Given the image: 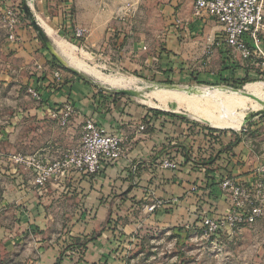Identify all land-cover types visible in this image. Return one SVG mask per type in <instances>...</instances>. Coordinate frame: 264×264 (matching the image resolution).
I'll list each match as a JSON object with an SVG mask.
<instances>
[{
  "label": "crops",
  "instance_id": "obj_1",
  "mask_svg": "<svg viewBox=\"0 0 264 264\" xmlns=\"http://www.w3.org/2000/svg\"><path fill=\"white\" fill-rule=\"evenodd\" d=\"M180 1L169 2L171 7L167 13L171 15L172 11L175 12L169 20L165 54L159 59L161 71L165 73L175 66L180 70L182 63L202 57L211 45L207 57L212 58L213 62L219 61L218 70L222 76L235 82L245 78H264V26L257 51L245 59L237 50L222 42V27L214 18L206 16L197 19L192 13L191 0L184 5H179ZM109 3V0L58 1L54 10L59 14L53 19L71 34L77 27L84 28L85 47L104 50L109 13L122 6ZM46 9L42 8L40 13L43 14ZM70 9L74 10L72 15ZM36 33L39 34L38 30L35 33L28 29L20 30L17 35L19 40L8 41L5 47L6 51L12 50L14 55L19 56L21 63L34 69V72H30L32 77L29 84L40 94L41 103L35 101L39 109L27 110L25 115H35L37 118L46 115L51 119L49 110L69 102L75 109L69 121L74 125L70 127L73 132L81 133L83 121L92 118L109 132L122 136L125 141L123 157L104 161L98 174L82 176L72 172L50 180L43 188L34 186L30 171L20 166L23 168L22 172L19 170L22 173L20 176L25 183L17 185V220L11 228L15 227L14 231L20 232L24 239L28 233L33 239L35 237V264H126L123 250L130 241L126 234L144 222L141 213H138L141 204H144L142 202L146 204L151 200L152 205L155 199H163L171 204L177 201L178 206L156 207L150 216L151 222L159 217L170 220L172 215L163 214L165 208H176L173 214L192 213L199 206L202 208L204 192L197 186L206 181L216 183L220 172H228L230 178L243 185H253L255 169L264 159V146L261 147V154H258L251 144H245L242 134L233 135L240 138L239 145L244 144L245 148L241 146L244 159L238 162L236 148V155L229 158L227 172L221 169L216 174H206L198 165L201 156L196 153L198 142H204L201 129H189L185 121L177 118L181 116L157 113L155 109L139 106L135 100L117 90H103V83L89 80L81 70L63 64L54 65L36 45ZM52 45H55V41ZM118 45L122 49L123 45ZM145 49V46L132 41L130 46L123 47L121 54L130 56L129 64L137 67L140 54ZM151 59L155 57L147 54L145 65L149 66ZM56 72L58 77L55 76ZM226 138L232 140L230 136ZM215 139L220 140L218 136ZM47 148L39 146L31 153H39L49 160L57 158ZM223 156H220L221 159ZM164 157L178 161L174 170L159 166ZM193 185L197 189L191 192ZM214 191L210 198L211 208L207 204L206 210L211 211L216 205L219 210L226 209L225 196L220 190Z\"/></svg>",
  "mask_w": 264,
  "mask_h": 264
},
{
  "label": "rangeland",
  "instance_id": "obj_2",
  "mask_svg": "<svg viewBox=\"0 0 264 264\" xmlns=\"http://www.w3.org/2000/svg\"><path fill=\"white\" fill-rule=\"evenodd\" d=\"M58 1L65 0H32V3H29L28 0H0V154L4 155V159L0 156V264H35L37 253L35 237L33 239V236L28 233L24 239L20 236V232L14 231L15 227L11 228L17 220V197L15 195L17 185L24 184L25 179L20 176L22 174L20 171L22 172L23 168L19 166L16 169L17 166L10 164L6 156L12 152L28 154L39 146L44 148L48 146L46 150L59 157L62 152L78 143L81 138V133L76 134V131L73 132L70 128L74 125L68 122L65 126H61L49 115V111L48 115L51 119H48L46 115L40 118L35 115H25L27 110L39 109L29 92L31 89L29 83L32 77L30 72H34V69L23 62L21 63L20 57L14 55L12 50L6 51L5 47L8 41L19 40L17 35L20 30L28 29L31 32H36L31 23L32 18L38 21L37 17H39L53 28V34L48 36L45 31L43 38L36 33L38 36L36 45L42 49L43 54H46L54 65L59 66L61 63L51 55L45 41L54 44L55 39L62 38L77 47L74 52L76 58L93 67L102 75H112L118 78L131 77L136 81L139 79L137 81L138 88L122 89H139L142 93H148L150 92L148 86L159 84L163 88H168L169 85H201L226 86L242 90L243 86L249 82L264 83V78L249 79V81L240 84L222 76L223 74H220L218 70L219 61L213 62L212 58L208 59L207 56L210 54H207V50L202 57L182 63L183 67L180 70L175 69L176 66L173 67L175 70L170 67L169 75L164 77L159 59L162 58L161 55L165 54L169 20L175 12V10L172 11L171 15L167 13L171 7L170 0H109V5L119 4L122 6L109 13L107 45L104 50L86 48L84 38L76 40L70 31L67 32L66 29L60 27L58 21L53 19L59 14L54 10ZM187 1L190 0H181L179 5H184ZM42 8H47L43 14L40 13ZM7 9L13 10L16 17L13 27L5 15ZM69 12L72 15L74 10L70 9ZM39 28L45 30L42 25H39ZM10 34H13L14 37L10 38ZM132 41L139 43L141 47L142 45L146 47L144 53L140 54L137 67L129 64L131 63L130 56L121 54L123 47L130 46ZM118 44L123 45L122 49ZM147 54L155 57V59H151L149 66L144 63ZM76 69L81 70V73L86 75L89 80H95L97 84L102 83L85 70ZM231 85H236V87ZM103 88L109 92L121 90L108 85ZM212 93L211 91L209 95L200 98L208 100L212 97L211 102H206L211 104L208 105V108L215 109L214 111L219 113L224 107L223 102L212 96ZM142 95H128L127 97L135 100L134 102L139 106L155 109L165 114H173V116H181L177 118L185 121L189 129L194 127L204 132V142H198L196 153L201 156L198 165L205 170L206 174H216L221 169L227 172L229 158L236 155L234 153L236 148L239 154L238 162L241 161V158L244 159L242 157L244 144L239 145L240 138L233 137V135L242 134L245 144H251L252 149L255 148L258 154L264 150L261 149L264 146V114L252 116L251 119L242 122L237 129L217 128L211 126L206 120L204 121L205 118L200 114L194 116L187 107L186 98L171 99L169 108L163 109L147 104ZM152 100L158 102L155 98ZM247 105V109L244 110L237 108L232 112L233 115L237 118V115L242 113L250 117L263 110L254 109V103L250 100ZM175 106L177 107L175 108ZM243 127L247 128L245 132L242 131ZM209 128L215 129L217 133H209ZM207 135L213 137L207 138L205 137ZM217 136L220 138L219 141L215 139ZM227 136H230L232 140L228 141ZM197 141H199L198 138ZM254 145L257 147H253ZM221 155H224L222 159ZM191 157L192 155L189 158ZM227 173L220 172L216 183L206 181L197 186L204 192L203 207L199 206L192 213L186 211L181 214H173L176 208H165L163 214L172 215L171 219L165 220L163 217H159L155 222H151L150 216L155 211L149 209L151 200L146 203L147 205L142 202L144 204H141V210H138V213H141L144 222L140 223L141 225L137 229L126 234L130 239L123 250L126 264H264V192L259 197L251 196L244 200V210L248 208L249 204L259 203L261 205L262 215L252 224H242L235 228L225 227L216 235L208 234L201 224V217L211 213L206 210V205H210V198L212 194H215V189L218 192L220 190V193L225 196L226 209L230 210L232 198L220 185L223 178L229 177ZM254 183L255 180H253L252 186H248L250 191H252ZM197 187L193 185L190 191L196 190ZM252 192L254 193V191ZM157 200L160 201L158 207L178 206L177 201L171 204L170 202L166 203L163 199H155V201ZM9 228H11L10 231ZM13 232L15 233L13 234Z\"/></svg>",
  "mask_w": 264,
  "mask_h": 264
},
{
  "label": "built area",
  "instance_id": "obj_3",
  "mask_svg": "<svg viewBox=\"0 0 264 264\" xmlns=\"http://www.w3.org/2000/svg\"><path fill=\"white\" fill-rule=\"evenodd\" d=\"M192 13L197 19L210 16L222 27V42L237 50L243 58H249L257 51L261 44L262 28L264 26V0H191ZM10 25L14 26V12L7 9L5 12ZM85 29L77 27L73 30V37L81 39L85 36ZM10 34V38H13ZM210 46L207 54H210ZM55 76H59L58 72ZM35 101L41 103L37 90H29ZM49 115L58 124L65 126L75 113L69 102H64L51 110ZM264 128V122H263ZM143 126H140V130ZM247 128L243 127L242 131ZM122 136L109 132L92 118H86L82 124L80 141L71 146L62 154L52 160L43 158L39 153H12L6 156L12 164L22 166L30 171L34 186L43 188L50 180H54L70 173L78 175H96L104 161H115L123 157ZM4 159V155L0 154ZM159 166L162 169L174 170L176 162L164 157ZM255 183L252 191L233 178H223L220 183L223 190L232 198L230 210L223 216L205 214L201 217V224L210 235H216L220 230L235 228L242 224H252L262 215L259 203L249 204L244 210V200L249 197H259L264 192V159L255 169ZM259 200V199H258ZM160 201H155L149 209L152 211Z\"/></svg>",
  "mask_w": 264,
  "mask_h": 264
},
{
  "label": "bare ground",
  "instance_id": "obj_4",
  "mask_svg": "<svg viewBox=\"0 0 264 264\" xmlns=\"http://www.w3.org/2000/svg\"><path fill=\"white\" fill-rule=\"evenodd\" d=\"M29 3H32V0H28ZM40 25L44 27L46 32L51 35L53 34V29L48 26L41 18L37 17ZM52 52L58 57L60 62L68 66L72 69H82L91 74L94 79L99 80L105 85L115 88H138L137 81L139 79L126 77V78H118L117 76H105L98 72L93 67H90L82 60L75 57L74 52L77 47L69 44L62 38L55 39V45H49ZM76 67V68H74ZM77 70V69H76ZM95 81V80H94ZM102 85V84H101ZM151 85V84H150ZM150 92L142 93L139 89H134V95H142L144 102L147 104H151L153 106L168 109L169 102L171 99H182L186 98L188 102V109L194 114V116H199V114L205 118L211 126L217 128H233L237 129L245 121V115L242 113L237 115V118L233 115L237 108L247 109L248 101H252L254 103V109H264V83L260 81L249 82L243 86V89H234L226 86H181V85H169L168 88H163L162 85L152 84L148 86ZM148 89V90H149ZM213 92L212 96H215L221 99L224 107H222L221 111L217 113L212 108H208L206 102L212 101L211 99L205 100L200 97L207 96ZM215 91H217L215 93ZM147 92V91H146ZM191 95L197 97H190ZM199 96V98H198ZM152 98H155L158 102H154ZM208 98V97H207ZM214 100V99H213ZM174 101V100H173ZM178 102V101H176ZM175 102V104H177ZM213 103V102H212ZM215 103V102H214ZM207 104V105H206ZM217 104V103H216ZM219 104V103H218ZM214 106V105H213ZM177 106H175L176 108ZM216 107V106H215ZM214 107V108H215ZM217 108V107H216ZM219 108V107H218ZM197 118V117H196ZM202 118V119H203Z\"/></svg>",
  "mask_w": 264,
  "mask_h": 264
},
{
  "label": "water",
  "instance_id": "obj_5",
  "mask_svg": "<svg viewBox=\"0 0 264 264\" xmlns=\"http://www.w3.org/2000/svg\"><path fill=\"white\" fill-rule=\"evenodd\" d=\"M31 23L33 24V26L36 28V30H38V33H39V35L43 38V33L45 32V30H41V28H39V22L37 21V19H35V18H32L31 19ZM41 26V25H40ZM46 33V32H45ZM45 45H46V47L50 50V52H51V54L60 62V60L58 59V57L52 52V50H51V48H50V46L49 45H52V43L51 42H49V41H45ZM61 63V62H60ZM62 64V63H61ZM120 93H122V94H126V95H134V91L133 90H127V89H121L120 91H119ZM134 96H136V95H134ZM261 114H264V109L263 110H261V111H259V112H256L255 114H252L250 117L249 116H246L245 117V121H247L248 119H251V117L252 116H254V115H261Z\"/></svg>",
  "mask_w": 264,
  "mask_h": 264
},
{
  "label": "trees",
  "instance_id": "obj_6",
  "mask_svg": "<svg viewBox=\"0 0 264 264\" xmlns=\"http://www.w3.org/2000/svg\"><path fill=\"white\" fill-rule=\"evenodd\" d=\"M63 68V66H61ZM166 73V74H165ZM164 73V77L168 76L169 75V70H167L166 72ZM246 81H249L247 80L246 78L245 79H242L239 83L242 84L243 82H246ZM231 86H234L236 87V85H231ZM157 113H163V112H159L157 111ZM209 133H217V131L215 129H211L209 128ZM220 133V132H218ZM217 206V205H216ZM214 206V209L211 210V213H207L208 215H211V216H223L225 215L227 212H228V209H224V210H219V207H216Z\"/></svg>",
  "mask_w": 264,
  "mask_h": 264
}]
</instances>
